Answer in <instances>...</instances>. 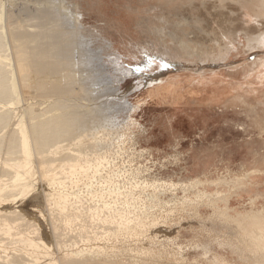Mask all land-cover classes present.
I'll list each match as a JSON object with an SVG mask.
<instances>
[{
  "label": "rangeland",
  "instance_id": "rangeland-1",
  "mask_svg": "<svg viewBox=\"0 0 264 264\" xmlns=\"http://www.w3.org/2000/svg\"><path fill=\"white\" fill-rule=\"evenodd\" d=\"M20 1L25 2L12 1L14 11L21 10ZM66 1L82 16L77 40L82 75L88 78L85 84L95 86L93 91L87 85L86 99L70 103L90 104L84 108L101 122V129L91 130L97 134L86 138H97L103 128L104 149L118 152L116 168L140 165L156 179L199 181L198 190L223 196L197 198V188L185 190L189 202L176 204L173 215L163 217L170 224L163 228L165 236L172 237L166 244L175 238L182 257L177 247H165L169 251L159 260L152 253L143 255L144 261L213 264L216 255L227 264H246L230 243L234 235L264 248V14L259 0ZM214 92L221 94L216 102L211 101ZM110 128L117 132L110 134ZM216 209L240 225L220 226ZM224 234L229 240L222 241ZM259 252L264 255V249Z\"/></svg>",
  "mask_w": 264,
  "mask_h": 264
},
{
  "label": "bare ground",
  "instance_id": "bare-ground-1",
  "mask_svg": "<svg viewBox=\"0 0 264 264\" xmlns=\"http://www.w3.org/2000/svg\"><path fill=\"white\" fill-rule=\"evenodd\" d=\"M12 1L0 0V264H147L143 255L159 260L165 247H177L182 257L175 238L166 244L172 237L163 217L186 204L185 190L197 188V198L223 196L198 190L199 181L156 179L140 165L116 168L117 150L104 149L107 140L100 139L104 129L86 138L101 127L91 107L92 114L87 104L70 103L86 97L89 86L95 91L82 75L81 14L66 0L20 1L19 12ZM258 6L264 14V0ZM217 214L220 226L240 225L225 211ZM225 234L222 241L229 240ZM240 236L230 240L234 251L246 264H264V248ZM217 257L213 264H227Z\"/></svg>",
  "mask_w": 264,
  "mask_h": 264
}]
</instances>
